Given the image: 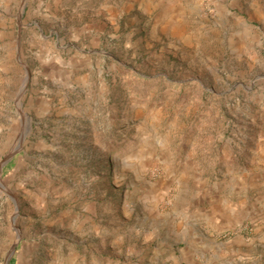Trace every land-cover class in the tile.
I'll list each match as a JSON object with an SVG mask.
<instances>
[{
  "label": "rangeland",
  "instance_id": "374dc122",
  "mask_svg": "<svg viewBox=\"0 0 264 264\" xmlns=\"http://www.w3.org/2000/svg\"><path fill=\"white\" fill-rule=\"evenodd\" d=\"M210 205L264 264V0H0V264H185Z\"/></svg>",
  "mask_w": 264,
  "mask_h": 264
},
{
  "label": "crops",
  "instance_id": "0c3cea01",
  "mask_svg": "<svg viewBox=\"0 0 264 264\" xmlns=\"http://www.w3.org/2000/svg\"><path fill=\"white\" fill-rule=\"evenodd\" d=\"M255 14L260 15L258 11ZM218 207L210 205L195 215L204 223L205 231L204 234L193 233L191 247L184 245L192 258L185 264H240L242 245L236 238L224 234L228 228L237 225L236 212L229 211L225 205ZM254 256V261L258 262L259 255L255 253Z\"/></svg>",
  "mask_w": 264,
  "mask_h": 264
},
{
  "label": "water",
  "instance_id": "95a60500",
  "mask_svg": "<svg viewBox=\"0 0 264 264\" xmlns=\"http://www.w3.org/2000/svg\"><path fill=\"white\" fill-rule=\"evenodd\" d=\"M19 13H21V10H20V12ZM20 20V16H18V21ZM26 81H27V79H26ZM15 150L16 149H13L12 150V152L8 155V156H6L5 158H4V161H7L14 153H15ZM11 196V195H10ZM13 198V197H12ZM13 202H14V204H15V212H17V205H16V201H15V199L13 198ZM12 222H13V218H12ZM12 251H13V249H12ZM8 260V259H7ZM5 264H8V261H6L5 262Z\"/></svg>",
  "mask_w": 264,
  "mask_h": 264
},
{
  "label": "bare ground",
  "instance_id": "6f19581e",
  "mask_svg": "<svg viewBox=\"0 0 264 264\" xmlns=\"http://www.w3.org/2000/svg\"><path fill=\"white\" fill-rule=\"evenodd\" d=\"M25 82H26V80H25Z\"/></svg>",
  "mask_w": 264,
  "mask_h": 264
}]
</instances>
